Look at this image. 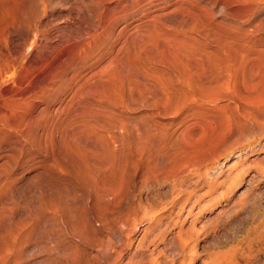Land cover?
I'll list each match as a JSON object with an SVG mask.
<instances>
[{
    "label": "rangeland",
    "instance_id": "rangeland-1",
    "mask_svg": "<svg viewBox=\"0 0 264 264\" xmlns=\"http://www.w3.org/2000/svg\"><path fill=\"white\" fill-rule=\"evenodd\" d=\"M32 203L0 264H264V0H0V226Z\"/></svg>",
    "mask_w": 264,
    "mask_h": 264
},
{
    "label": "bare ground",
    "instance_id": "bare-ground-1",
    "mask_svg": "<svg viewBox=\"0 0 264 264\" xmlns=\"http://www.w3.org/2000/svg\"><path fill=\"white\" fill-rule=\"evenodd\" d=\"M64 146V145H63ZM78 146V145H77ZM73 160V159H72ZM55 161V160H54ZM65 161V160H64ZM75 161V160H74ZM65 163L67 164V165H71V162L70 163H68L67 161H65ZM73 163V162H72ZM75 164V163H74ZM74 167V166H73ZM47 180V179H46ZM44 186V185H43ZM46 186V185H45ZM69 187V186H68ZM54 190V189H53ZM57 191V190H56ZM47 192V191H46ZM66 192V191H65ZM107 192V191H106ZM49 192H47V194H48ZM58 193V192H57ZM75 193V192H74ZM51 194H52V192H51ZM60 194V193H59ZM109 194V193H108ZM63 197H64V195L63 194H61ZM61 195L60 196H57L56 198L58 199V200H61L60 199V197H61ZM78 195V194H77ZM48 196H49V194H48ZM66 196H67V194H66ZM65 196V197H66ZM94 196V195H93ZM68 197V196H67ZM44 198V197H43ZM49 198H50V200L52 199V197L51 196H49ZM54 198V197H53ZM77 198V197H76ZM75 198V200H77ZM70 199V198H69ZM69 199H68V201H69ZM72 199V198H71ZM87 199V198H86ZM49 200V201H50ZM90 200V199H89ZM52 201V200H51ZM65 201V200H64ZM67 201V202H68ZM70 201H72V200H70ZM87 201V200H86ZM85 201V202H86ZM3 202V201H2ZM43 202H44V200H43ZM79 202V201H78ZM103 202H105V201H103ZM110 202V201H109ZM4 203V202H3ZM24 203V201L22 202V204ZM49 203H51L52 204V202H49ZM59 203V202H58ZM66 203V202H65ZM74 203V202H73ZM44 204H45V206H46V204H48V200L46 201V199H45V202H44ZM68 204V203H67ZM70 204V203H69ZM68 204V205H69ZM78 204H80V203H78ZM88 204H90L91 205V203H88ZM30 206H31V210H28V209H26V208H24V207H20L17 211H16V213H10V215L11 216H9V217H6L1 223H5L4 225H1L0 226V231H1V233L2 234H0V235H2L3 236V232L4 233H9V232H14V235H16V237L17 236H19V237H21V239L24 237V236H27V235H33L34 234V232H35V229H36V227H31V226H29V221H31L32 219H34L32 216H31V213H32V215H35L36 216V219H37V223L39 224V222L41 221V220H43V223L45 224V226H47L48 225V222H49V220H48V218H49V215H46V214H44L45 212L46 213H48L49 211L47 210V209H49V207L47 208V209H45V212L44 211H42V212H44V213H42V212H40V211H38V209L37 208H35V209H33L32 207H33V203L32 204H30ZM42 206V205H41ZM45 206H44V208H45ZM47 206H51V205H47ZM65 208V207H64ZM67 208V207H66ZM73 208V207H72ZM42 209V208H41ZM8 210V209H7ZM30 211V216H29V214H28V212ZM50 211H51V209H50ZM51 213H55V212H51ZM55 216V215H54ZM78 218V217H77ZM80 220V219H79ZM51 221V220H50ZM76 221V220H75ZM33 222V221H32ZM54 222V221H53ZM58 224V223H57ZM44 226V227H45ZM65 226V225H64ZM46 228V227H45ZM97 228H99V227H97ZM63 229V228H62ZM87 229V228H86ZM55 231H57V230H55ZM88 231V230H87ZM63 232H64V229H63ZM86 232V231H85ZM57 233V232H56ZM87 233V232H86ZM13 233H11V235H12ZM42 234V233H41ZM71 234H73V233H71ZM6 236V235H5ZM5 236H4V238H5ZM1 237V236H0ZM7 237V240H8V238H9V240H11V244H12V246H13V248L12 249H14V246L15 245H13L14 243H12V241H16V240H12L13 238H11L10 237V235H7L6 236ZM53 237H54V233L53 232H51V233H49L48 235H47V237L45 238V240H44V244H46L47 242H50V241H47L48 239H52V242H54L53 241ZM65 237H66V235H65ZM26 238V237H25ZM17 239V238H16ZM21 239H20V241H21ZM59 239V238H58ZM2 240V239H1ZM4 240V239H3ZM19 240V239H18ZM23 240V239H22ZM26 240H29V237H28V239L26 238ZM60 240H61V238H60ZM20 241H19V243H20ZM24 241V240H23ZM23 241H22V243H21V245L22 244H25V242L23 243ZM33 241V240H32ZM41 241V240H40ZM65 241V240H64ZM68 241V240H67ZM70 241H72V240H70ZM89 241H91V240H89ZM56 242V241H55ZM59 242V241H58ZM124 242H126V241H124ZM123 242V243H124ZM18 243V242H17ZM27 243V242H26ZM73 243V242H72ZM0 244H2L3 245V242L2 243H0ZM10 244V245H11ZM85 244V243H84ZM125 244V243H124ZM4 245H5V242H4ZM91 245V244H90ZM127 245V244H126ZM9 246V245H8ZM20 246V245H19ZM31 250L29 251V252H31V253H36V251H38L39 249H42L43 247H42V245H41V243L40 242H38V241H34L33 243H31ZM11 247V246H10ZM16 247H18V246H16ZM22 247H24V245L22 246ZM95 247V246H94ZM25 248V247H24ZM29 248V247H28ZM66 248H68V247H65V249ZM79 248V247H78ZM3 249V248H2ZM19 249V248H18ZM20 249L22 250L23 248H21L20 247ZM19 249V251H21ZM46 249V248H45ZM27 250V249H26ZM44 250V249H43ZM49 250V249H48ZM52 250V249H51ZM13 251V250H12ZM19 251H17V252H19ZM53 251V250H52ZM2 252V251H1ZM16 252V253H17ZM22 252H24V251H22ZM28 252V251H27ZM26 252V253H27ZM41 252V251H40ZM43 252V251H42ZM19 253H21V252H19ZM19 253H17V254H19ZM46 253V252H45ZM10 254H12V253H10ZM16 254V255H17ZM13 255V254H12ZM22 255V254H21ZM25 255V254H24ZM10 256V255H9ZM27 256V255H26ZM31 256V255H30ZM16 258H17V256H15ZM15 257H13V258H15ZM29 257V256H28ZM82 257V256H81ZM26 258V257H25ZM32 258V257H31ZM47 257H45V259H46ZM9 259V258H8ZM48 259V260H47ZM46 259V262L47 261H50L49 260V258H47ZM15 260V259H14ZM13 260V261H14ZM23 260V259H22ZM71 260V259H70ZM74 261H75V259H73ZM16 261V260H15ZM14 261V262H15ZM39 261L41 262V259L39 260L38 259V262H36V263H33V264H38L39 263ZM11 262H12V259H11ZM13 262V263H14ZM23 262H25V260H23ZM28 262H30V261H28ZM28 262H25V264H29ZM33 262V261H32ZM31 262V263H32ZM46 262L43 260L41 263H45L46 264ZM82 262V261H81ZM4 263V262H3ZM48 264H54L53 262H47ZM69 263H71L70 261H69ZM75 263V262H74ZM9 264V263H8ZM21 264V263H20Z\"/></svg>",
    "mask_w": 264,
    "mask_h": 264
}]
</instances>
